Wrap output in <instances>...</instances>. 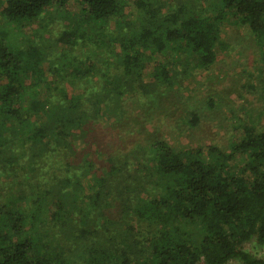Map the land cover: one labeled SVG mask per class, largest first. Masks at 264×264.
Returning a JSON list of instances; mask_svg holds the SVG:
<instances>
[{"label":"trees","instance_id":"obj_1","mask_svg":"<svg viewBox=\"0 0 264 264\" xmlns=\"http://www.w3.org/2000/svg\"><path fill=\"white\" fill-rule=\"evenodd\" d=\"M180 1L163 13L156 0H133L138 13L128 21V0H0V264H264L244 248L252 239L264 246V129L243 126L227 150L100 132L107 112L114 124L124 117L127 93L140 105L188 71L184 61L208 68L223 20L247 26L264 53V0H214L211 15L200 0ZM70 2L78 15L55 40L43 38L48 22L22 32L50 8L71 13ZM58 43L102 49L118 71H106L104 58L89 62L69 94L40 67L47 60L57 78L76 76ZM162 52L184 68L159 61L145 79ZM174 123L201 124L193 111Z\"/></svg>","mask_w":264,"mask_h":264},{"label":"rangeland","instance_id":"obj_2","mask_svg":"<svg viewBox=\"0 0 264 264\" xmlns=\"http://www.w3.org/2000/svg\"><path fill=\"white\" fill-rule=\"evenodd\" d=\"M156 1L163 6L161 9L163 13L171 11L173 9L171 5L181 2L180 0ZM214 5V0H200L198 7H201L200 12L211 15L216 11ZM68 7L72 8L71 13L59 12L56 14L54 9L50 8L41 18L35 20L30 28L23 27L22 32L29 36L31 28L40 31L43 22H48L49 30L43 31V38L48 37L46 40H55L61 30L73 26V19L78 15L75 4L70 2ZM126 7L124 10L125 19L133 21L138 13L133 0H128ZM218 27L220 44L217 48L216 59L208 68L201 67L197 58L184 61L183 64L188 71L180 72L179 76L175 78L176 82L162 88L163 92L142 96L139 99L140 105L137 102L138 99L127 93L128 95L126 94L123 96L124 99L122 98V101H125L123 107L126 108L124 117L114 124L110 121V117H113L112 114L107 112L100 122V132L104 130L110 141H113L112 136H116L119 132L123 134L134 132L142 133L143 137L149 141L164 138L178 149L207 147L211 141L221 149L227 150L228 140L243 126H252L259 131L263 130L264 53L260 51L259 42L255 36L243 23L223 20L218 23ZM43 38L41 37V39ZM30 39L38 40L39 38ZM45 41L44 45L53 49L51 44L47 41L45 43ZM39 47L41 49V46ZM54 48L69 56L70 63L64 66V70H72L76 76L74 78L70 76L63 79L57 78L56 74L49 72L47 60L41 62L40 67L45 71L49 80H62L69 94L79 92L80 87L83 86L82 80L78 78L84 77L80 74L89 62L99 67L100 61L102 62V58H104L109 67H106V71H118L117 64H114V57L111 58L104 54L102 49H96L95 54H91L88 53L86 45L79 43L74 46H62L58 43ZM172 55L171 52H162L154 56L153 60L143 69L144 78L150 80V72L159 61H170L169 67L172 71L183 69L184 66L178 62L176 57L172 58ZM57 63L62 66L61 62ZM101 68H105V66H101ZM69 79L77 81V83L71 84ZM31 80V75L29 79V74L26 73L23 78L24 83ZM41 97L42 93L38 95V98L41 99ZM28 101L29 96H24L20 103L26 105ZM191 111L200 118L199 127L194 130L186 128L184 131L172 127L173 122L176 123L179 119H189ZM181 132L183 134H180ZM195 136L201 138L197 143H195ZM138 166L141 167L140 164ZM244 248L252 255L264 258V246L257 244L254 239L245 243ZM226 264L243 263L238 260H230Z\"/></svg>","mask_w":264,"mask_h":264}]
</instances>
